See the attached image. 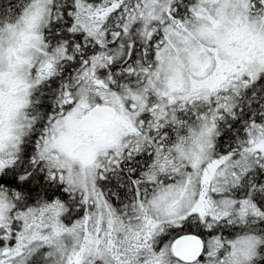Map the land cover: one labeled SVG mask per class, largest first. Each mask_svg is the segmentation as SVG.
<instances>
[{
    "label": "snow or ice",
    "instance_id": "snow-or-ice-1",
    "mask_svg": "<svg viewBox=\"0 0 264 264\" xmlns=\"http://www.w3.org/2000/svg\"><path fill=\"white\" fill-rule=\"evenodd\" d=\"M0 264H264V0H0Z\"/></svg>",
    "mask_w": 264,
    "mask_h": 264
}]
</instances>
